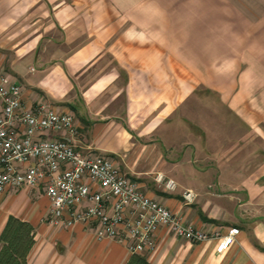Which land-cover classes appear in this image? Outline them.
Segmentation results:
<instances>
[{
    "label": "crops",
    "instance_id": "obj_1",
    "mask_svg": "<svg viewBox=\"0 0 264 264\" xmlns=\"http://www.w3.org/2000/svg\"><path fill=\"white\" fill-rule=\"evenodd\" d=\"M2 75L26 106L72 114L83 154L217 236L159 228L149 264H264V0H0ZM49 210L42 189L0 193V236L11 217L33 229L27 264L132 259L92 227L51 226Z\"/></svg>",
    "mask_w": 264,
    "mask_h": 264
},
{
    "label": "built area",
    "instance_id": "obj_2",
    "mask_svg": "<svg viewBox=\"0 0 264 264\" xmlns=\"http://www.w3.org/2000/svg\"><path fill=\"white\" fill-rule=\"evenodd\" d=\"M0 101V193L44 190L50 200L51 226L92 227L98 240H117L132 255L155 252L159 228L192 243L217 237L147 196L113 161L83 154L73 140L78 131L72 114L49 103L26 106L21 88L4 75ZM155 181L166 191L177 187L162 174ZM184 197L188 202L193 199L191 192ZM239 233L231 228L220 237L217 254L226 252Z\"/></svg>",
    "mask_w": 264,
    "mask_h": 264
},
{
    "label": "trees",
    "instance_id": "obj_3",
    "mask_svg": "<svg viewBox=\"0 0 264 264\" xmlns=\"http://www.w3.org/2000/svg\"><path fill=\"white\" fill-rule=\"evenodd\" d=\"M33 229L11 217L0 236V264H27L34 245ZM128 264H149L146 257L133 255Z\"/></svg>",
    "mask_w": 264,
    "mask_h": 264
}]
</instances>
